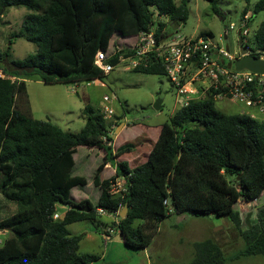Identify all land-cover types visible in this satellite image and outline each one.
<instances>
[{
	"label": "trees",
	"instance_id": "1",
	"mask_svg": "<svg viewBox=\"0 0 264 264\" xmlns=\"http://www.w3.org/2000/svg\"><path fill=\"white\" fill-rule=\"evenodd\" d=\"M189 1L0 0V25L8 8H25L28 13L14 37L37 47L23 60H9V51L0 50V68L16 79L0 78V194L15 204V212L0 221V230L11 233L0 245V264L97 263L98 256L79 253L84 234H72L69 226L91 221L102 235L101 214L119 217L125 206L126 218L114 224L128 248H147L169 215H216L229 219L244 242L243 249L229 259L215 240L197 242L188 264H225L248 257L264 260V204L257 208L256 219L246 221L235 209L237 202L251 203L264 194V120L221 112L215 93L192 100L161 125L144 164L131 169L118 162L115 176L101 180L105 165L134 146L127 144L112 153L106 145L111 141V121L87 105L84 128L72 134L31 116L26 79L76 86L99 81L106 74L95 64L98 53L106 52V63L113 67L121 58L134 57L132 49L111 51L115 35L136 38L156 27L159 42L168 34L164 23L155 26V15L186 23ZM205 1L223 20L220 0ZM243 1L245 16L253 0ZM252 8L254 15L264 12V0H257ZM253 42L252 54L264 53V22ZM143 60L133 68L135 72L166 76L161 61L152 56ZM79 147L106 153L93 179L101 191L95 206L72 198L74 188L88 184L84 177L73 176ZM117 178H124L126 190L114 194L111 185ZM60 206L69 209L55 220ZM86 206L89 212H81Z\"/></svg>",
	"mask_w": 264,
	"mask_h": 264
},
{
	"label": "rangeland",
	"instance_id": "2",
	"mask_svg": "<svg viewBox=\"0 0 264 264\" xmlns=\"http://www.w3.org/2000/svg\"><path fill=\"white\" fill-rule=\"evenodd\" d=\"M256 1H252V6ZM175 2L180 4L181 0ZM252 6L249 9L250 13H247L251 17L247 41L250 48L253 47L255 31L264 22V12L254 15ZM245 7L246 3L243 0H220L218 8L224 14L222 20L213 12L211 4L207 1L190 0L189 18L186 23L170 22L167 17L155 15V26L162 22L166 25L165 32L168 35L178 34L181 37H198L203 33H211L215 42L224 48L228 46L234 55L240 48L237 34L242 28L241 20ZM27 13L25 8H8L4 13L0 25V50L9 51V60H23L37 51L34 44L14 37L19 32ZM231 25H234L233 29L230 28ZM136 44V38H121L115 35L111 40L110 49L112 52L117 49L127 50ZM134 61L131 59L120 62L99 82L93 81L89 84L82 83L77 86L70 83L45 84L35 79H26V91L33 109V118L49 121L66 132L79 134L85 126L84 108L87 105L96 111L109 106L115 112V116L106 119L113 123L109 129V137L113 144L112 152L127 144H133L134 149L142 142V138L155 140L161 125L170 121L180 104L166 76L135 72ZM105 96L110 99L109 103L103 101ZM158 100L163 101L160 110L154 108ZM216 102L217 108L228 115L238 114L241 110L238 104L228 100ZM124 124L122 130L121 126ZM127 154L128 152L123 153ZM103 156L101 152L86 147H79L75 154L76 166L73 176L84 177L89 183L86 189L81 188L78 192L82 190V194L88 197L94 206L97 204L99 189L94 187L93 179L103 162ZM109 176L110 171L102 174V178ZM76 194L77 191L73 193L74 196ZM263 204L264 194L251 203L237 202L235 209L246 221L250 217L256 219L257 208ZM63 210L58 207L59 215ZM14 212L15 204L0 194V221ZM102 218L104 224L108 223V226L116 230L114 223L119 220L118 216L114 218L113 223L110 218L105 216ZM69 231L74 235L84 234L79 253L98 256L100 260L94 264H148L149 257L152 261L150 264H188L194 258V244L210 239L221 246L226 258L229 259L244 247L243 240L229 219L216 215L202 217L189 213L169 215L161 222L158 233L145 249L126 247L119 233L113 232L111 237L103 238L91 221L70 225ZM10 236V232L0 230L2 243ZM225 264H264V260L262 257H248L228 260Z\"/></svg>",
	"mask_w": 264,
	"mask_h": 264
},
{
	"label": "built area",
	"instance_id": "3",
	"mask_svg": "<svg viewBox=\"0 0 264 264\" xmlns=\"http://www.w3.org/2000/svg\"><path fill=\"white\" fill-rule=\"evenodd\" d=\"M248 15L243 16L242 28L238 33H241L247 55L264 61V53L255 56L251 48L247 46L250 20ZM230 28L233 29L234 25ZM155 31L156 27H151L148 32L136 37L137 44L131 48L134 51V57L121 58V62L133 59L135 60L133 68H136L142 65L144 58L149 56L161 61L165 75L178 98L179 108L187 106L192 100L205 99L215 93L217 101L228 100L238 104L241 108L240 114L264 120V73L246 69L236 70L234 63L241 58L240 51L232 55L229 49L215 42L208 34H201L198 37H181L178 34H171L168 38L164 37L157 42ZM108 58L106 52H100L96 56L95 64L104 74H109L114 69L112 65L106 63ZM0 78H8L13 82L16 80L7 76L1 68ZM103 101L109 103L110 99L105 96ZM100 112L105 119L115 115L114 110L109 106L101 108ZM124 184V178H117L111 185L112 193L125 192ZM100 212L103 211L100 210ZM59 216L57 212L53 218L56 220ZM107 232L112 233L113 230Z\"/></svg>",
	"mask_w": 264,
	"mask_h": 264
},
{
	"label": "crops",
	"instance_id": "4",
	"mask_svg": "<svg viewBox=\"0 0 264 264\" xmlns=\"http://www.w3.org/2000/svg\"><path fill=\"white\" fill-rule=\"evenodd\" d=\"M132 39H134V38H132ZM20 81H21V79H19ZM96 82H99L98 80L96 81ZM27 95H28V93H27ZM27 102H28V104H29V106H30V111H31V116L33 117V109H32V106H31V104H30V101H29V98H28V96H27ZM22 105H24V104H22ZM22 105L19 107V108H21L22 107ZM22 109H24V107L22 108ZM122 127V130H123V128L125 127V124L124 125H122L121 126ZM117 128V127H116ZM160 130H161V127H160ZM160 130H159V133H157L158 135H156V138H155V140H152V139H150V138H142V142L141 143H139V145L137 146V147H135L134 149L132 148L131 149V151L130 152H128V154L127 155H122V156H120V157H118V158H116V159H114V160H112L111 162H109V163H107L106 165H105V167H104V169L102 170V172L100 173V178H101V180H108V179H110V178H112V177H114L115 176V174H116V165H117V163L118 162H126L127 164H128V166H129V168H131V169H133V168H135V167H137V166H139V165H141V164H144L146 161H147V159H148V156H149V154H150V152H151V150H152V147H153V145L155 144V142L157 141V139H158V137H159V134H160ZM117 136V135H116ZM116 136H114V138H116ZM107 146H111V148H112V146H113V144H112V142L110 141V142H108L107 144H106ZM87 148V147H86ZM78 149V148H77ZM89 149V148H88ZM90 150H94V149H90ZM95 150H97L98 152H101L104 156H103V162L102 163H104L105 162V152H104V150H102V149H95ZM92 152V151H91ZM113 154H115L116 152L114 151V152H112ZM97 156H98V154H96ZM75 158V157H74ZM143 158H144V161H143ZM101 163V164H102ZM100 164V165H101ZM75 166H76V160H75ZM75 169V168H74ZM106 171H110V176L109 177H104V178H102V174H104ZM88 182V181H87ZM88 185H89V183L87 184V186L86 187H88ZM94 185V184H93ZM86 187L85 188H82V190H84V189H86ZM95 187V186H94ZM95 188H97V189H99V195H98V197H97V202H98V199H99V197H100V194H101V191H100V188H98V187H95ZM79 189H81V188H74L73 190H72V198H73V200L74 201H76V202H81V201H85V200H87V201H89L90 203H91V201H90V199L88 198V197H86L85 195H83L82 194V190H80V192H78V190ZM75 191H77V194H76V196H74L73 195V193L75 192ZM93 205V204H92ZM61 208H63L64 210H63V213H61L60 214V216L62 217L63 215H64V213L69 209V207L68 206H60ZM102 216H105V217H107V218H110L111 220V223H113L114 222V218H115V216L114 215H107L106 213H102L101 214V217H100V220L102 221L103 220V218H102ZM103 222V221H102ZM105 222H107V221H105ZM104 223V222H103ZM108 224V223H107ZM107 224H104V225H102L100 228H101V233H102V237L104 238V237H111L113 234H115V233H118V231H114L113 229H112V227L111 226H108ZM73 225V224H72ZM113 230V234L112 233H110V232H108L107 233V231H109V230ZM105 234V235H104ZM85 237V236H84ZM84 239V238H83ZM150 263H152V261H151V257H149L148 258V264H150Z\"/></svg>",
	"mask_w": 264,
	"mask_h": 264
},
{
	"label": "water",
	"instance_id": "5",
	"mask_svg": "<svg viewBox=\"0 0 264 264\" xmlns=\"http://www.w3.org/2000/svg\"><path fill=\"white\" fill-rule=\"evenodd\" d=\"M169 36L170 35L166 36V38H168ZM238 36H239V45H240L239 51H240L241 58L235 61L234 63L235 69L238 71L246 69L252 72L264 73V61L254 56L247 55V49L245 46H243V38L241 37L240 32L238 33ZM225 39H227L226 36H225ZM227 49H229L228 46H227ZM162 102H163L162 100H158L154 108L156 110H160L162 107L161 106ZM171 203L172 201L169 200V204ZM80 211L88 213L89 209L86 206L85 208H82ZM127 212H128V206H125L122 209V211L119 213V220L126 218Z\"/></svg>",
	"mask_w": 264,
	"mask_h": 264
}]
</instances>
